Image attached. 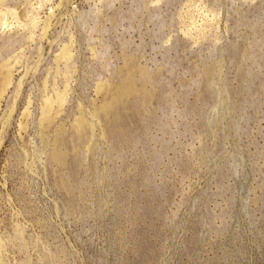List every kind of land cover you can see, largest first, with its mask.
<instances>
[{
	"label": "rangeland",
	"instance_id": "obj_1",
	"mask_svg": "<svg viewBox=\"0 0 264 264\" xmlns=\"http://www.w3.org/2000/svg\"><path fill=\"white\" fill-rule=\"evenodd\" d=\"M0 264H264V0H0Z\"/></svg>",
	"mask_w": 264,
	"mask_h": 264
},
{
	"label": "bare ground",
	"instance_id": "obj_2",
	"mask_svg": "<svg viewBox=\"0 0 264 264\" xmlns=\"http://www.w3.org/2000/svg\"><path fill=\"white\" fill-rule=\"evenodd\" d=\"M113 89L117 94V101L115 105L112 107V109L115 108L119 103L129 98L135 92V87L131 84L129 79H127L125 83L120 84L119 86L114 87ZM124 95L126 97H124Z\"/></svg>",
	"mask_w": 264,
	"mask_h": 264
}]
</instances>
